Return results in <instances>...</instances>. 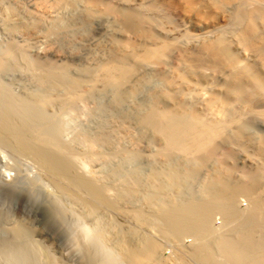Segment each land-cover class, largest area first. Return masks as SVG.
I'll return each mask as SVG.
<instances>
[{
	"label": "bare ground",
	"instance_id": "6f19581e",
	"mask_svg": "<svg viewBox=\"0 0 264 264\" xmlns=\"http://www.w3.org/2000/svg\"><path fill=\"white\" fill-rule=\"evenodd\" d=\"M0 23V147L54 218L97 216L87 264H264V0H0Z\"/></svg>",
	"mask_w": 264,
	"mask_h": 264
},
{
	"label": "rangeland",
	"instance_id": "374dc122",
	"mask_svg": "<svg viewBox=\"0 0 264 264\" xmlns=\"http://www.w3.org/2000/svg\"><path fill=\"white\" fill-rule=\"evenodd\" d=\"M3 39L0 23V43ZM44 51L41 46L40 52ZM75 115L66 118L69 129L84 121L82 113ZM37 175L33 165L0 147V264H49L53 258L58 264H87V248L99 251L90 236L97 216L84 218L86 221L71 213L63 220L54 218L47 209L46 188L38 184ZM103 253L100 250L98 258H104Z\"/></svg>",
	"mask_w": 264,
	"mask_h": 264
}]
</instances>
